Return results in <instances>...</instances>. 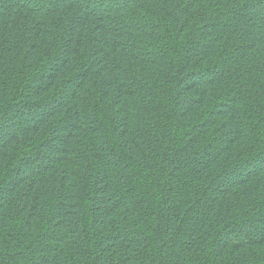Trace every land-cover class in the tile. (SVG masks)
Returning <instances> with one entry per match:
<instances>
[{
	"label": "trees",
	"instance_id": "trees-1",
	"mask_svg": "<svg viewBox=\"0 0 264 264\" xmlns=\"http://www.w3.org/2000/svg\"><path fill=\"white\" fill-rule=\"evenodd\" d=\"M0 264H264V0H0Z\"/></svg>",
	"mask_w": 264,
	"mask_h": 264
}]
</instances>
